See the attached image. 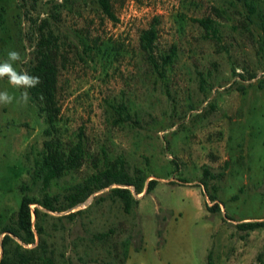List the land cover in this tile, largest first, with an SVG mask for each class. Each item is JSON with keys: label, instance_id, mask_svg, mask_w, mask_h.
Returning <instances> with one entry per match:
<instances>
[{"label": "rangeland", "instance_id": "1", "mask_svg": "<svg viewBox=\"0 0 264 264\" xmlns=\"http://www.w3.org/2000/svg\"><path fill=\"white\" fill-rule=\"evenodd\" d=\"M113 4L117 21L87 0H64L59 7L58 32L66 44L58 62L61 109L55 124L65 145L81 132L84 158L47 190L59 193L64 203L70 185L111 165L141 169L145 186L129 212L119 198L105 193L109 186L63 210L31 203L40 208L37 221L56 263L116 264L115 252L121 256L126 247L124 264H207L208 254L210 264H264V226H238L264 219V46L260 49L259 27L249 24L253 33L244 27L239 0ZM50 7L48 0H0V59L15 49L28 61V15L44 16ZM205 15L219 23L218 41L194 20ZM154 16L156 51L176 46L162 76L138 46L140 30ZM78 35L98 37L102 48L82 53ZM15 66L21 70L25 63ZM4 89L17 97L24 91L7 78L0 79ZM120 102L135 121L117 120L114 106ZM46 125L31 100L0 105V229L18 208L21 185L29 184L30 195L42 194L31 173L47 137ZM150 178L157 182L145 192ZM215 201L219 208H208Z\"/></svg>", "mask_w": 264, "mask_h": 264}, {"label": "trees", "instance_id": "2", "mask_svg": "<svg viewBox=\"0 0 264 264\" xmlns=\"http://www.w3.org/2000/svg\"><path fill=\"white\" fill-rule=\"evenodd\" d=\"M48 1L51 2V7L46 15H37L36 17H33L32 14L28 15L32 24L24 32V36L28 39L32 49L30 58L25 63V67L21 69L37 75L41 79V83L37 87L27 91L30 94V100L36 104L38 113L47 122L44 128L47 137L44 138L39 155L34 160L31 173V181L34 183L40 182L42 194L40 197L30 195L28 192L29 184L21 185L18 208L14 215L10 217L11 220L5 222L0 229V233H2L0 237V264H57L53 249L48 248L46 239L43 237L45 232L43 224L37 221L40 208L38 206L32 208L31 203L41 205L48 210H63L84 201L92 192L109 186L105 193L112 199L119 198L123 203L124 210L129 212L132 204L138 201L135 193L141 192L145 186L146 176L141 169L136 168L130 172L125 170L122 165L119 167L111 165L98 169L87 178L70 185L62 196L65 200L64 203L61 202L62 199L59 193H50L47 190L53 179L60 177L70 169L79 167L84 158L81 132L74 142L65 145L57 132L55 124L61 109L57 95L58 62L60 57L63 59L65 56L61 49L66 44L64 35L58 32L59 7L63 5L64 0L61 2L58 0ZM87 1L94 3L100 12L110 20H118L113 0ZM239 1L245 8L242 12L244 17L242 24L251 33L253 32L249 24L255 23L259 27L258 39L260 40V49H262V46H264V0ZM25 12L28 13L27 10ZM2 16L0 11V25L3 21ZM157 20L158 17L154 16L149 25L140 30L138 46L143 57L150 63L154 71L162 76L167 66L174 60L176 46L172 44L167 51H156ZM194 20L205 29L207 37L215 38L218 41L219 23L215 18L205 15L194 17ZM78 36L82 53L90 55V53H95L102 48V45L98 42V37L90 40L87 36ZM68 42L67 45H72L70 41ZM77 53L82 57L79 51ZM251 76H254V73H251ZM260 84L262 85V83ZM114 108L117 113V120L135 121L124 102L116 104ZM156 182L157 179L155 178L148 179L145 192L150 191ZM113 183H118V185H112ZM202 183L207 185L204 179ZM210 198L214 199L215 196L211 194ZM207 206L208 208L215 207L218 209L219 203L215 201L213 205ZM80 210L82 209L67 214L71 216L74 212ZM32 212L35 216L34 221H32ZM238 226L254 229L264 226V219L241 221ZM36 234L39 236L38 240H36ZM106 234V232L100 233L102 236ZM29 244L31 245L29 246ZM127 255L126 247L122 250L121 256L120 253L115 252V256L119 258V262L116 264H124ZM207 264H210V254H208Z\"/></svg>", "mask_w": 264, "mask_h": 264}, {"label": "clouds", "instance_id": "3", "mask_svg": "<svg viewBox=\"0 0 264 264\" xmlns=\"http://www.w3.org/2000/svg\"><path fill=\"white\" fill-rule=\"evenodd\" d=\"M27 59L19 50H9L6 59H0V79L7 78L8 83L16 89H24L17 97L7 89L0 90V105L28 104L30 94L28 89L35 88L41 83L37 75L30 74L26 70H17V63H26ZM43 98V97H41Z\"/></svg>", "mask_w": 264, "mask_h": 264}, {"label": "water", "instance_id": "4", "mask_svg": "<svg viewBox=\"0 0 264 264\" xmlns=\"http://www.w3.org/2000/svg\"><path fill=\"white\" fill-rule=\"evenodd\" d=\"M126 186V185H125ZM135 196H139V194L138 193H136V195Z\"/></svg>", "mask_w": 264, "mask_h": 264}]
</instances>
